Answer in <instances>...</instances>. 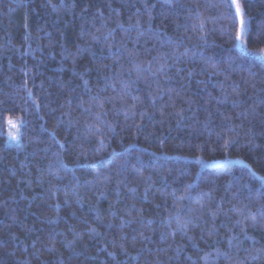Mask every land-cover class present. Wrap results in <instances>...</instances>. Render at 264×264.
I'll use <instances>...</instances> for the list:
<instances>
[{"label":"trees","instance_id":"1","mask_svg":"<svg viewBox=\"0 0 264 264\" xmlns=\"http://www.w3.org/2000/svg\"><path fill=\"white\" fill-rule=\"evenodd\" d=\"M0 264H264V0H0Z\"/></svg>","mask_w":264,"mask_h":264},{"label":"snow or ice","instance_id":"2","mask_svg":"<svg viewBox=\"0 0 264 264\" xmlns=\"http://www.w3.org/2000/svg\"><path fill=\"white\" fill-rule=\"evenodd\" d=\"M237 12H240V8L239 6L237 5ZM240 24H241V30H240V35L237 37V39H240L243 35V28H244V20H243V17H241V20H240Z\"/></svg>","mask_w":264,"mask_h":264},{"label":"rangeland","instance_id":"3","mask_svg":"<svg viewBox=\"0 0 264 264\" xmlns=\"http://www.w3.org/2000/svg\"><path fill=\"white\" fill-rule=\"evenodd\" d=\"M16 133V129L15 130H12L11 132H10V134H15Z\"/></svg>","mask_w":264,"mask_h":264}]
</instances>
